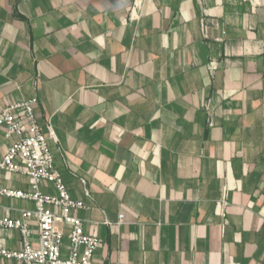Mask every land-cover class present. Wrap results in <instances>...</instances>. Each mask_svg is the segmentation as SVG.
<instances>
[{
    "label": "crops",
    "instance_id": "obj_1",
    "mask_svg": "<svg viewBox=\"0 0 264 264\" xmlns=\"http://www.w3.org/2000/svg\"><path fill=\"white\" fill-rule=\"evenodd\" d=\"M32 97L92 264H264V0H0V109Z\"/></svg>",
    "mask_w": 264,
    "mask_h": 264
},
{
    "label": "built area",
    "instance_id": "obj_2",
    "mask_svg": "<svg viewBox=\"0 0 264 264\" xmlns=\"http://www.w3.org/2000/svg\"><path fill=\"white\" fill-rule=\"evenodd\" d=\"M37 106L38 99L32 97L0 109V131H3L4 139L16 137L0 159V172L21 173L27 177L30 186V191H22L0 184V199H23L35 204L33 211L21 210L17 217H11L9 208L2 207L5 214L0 215V264L3 260H15L19 264H92L93 253L100 240L85 232L83 221L73 214L85 205L71 198L54 167L47 140L55 139V135L51 126L48 133H44L35 114ZM43 182L52 184L56 194H43L40 190ZM51 208L59 212L55 213ZM122 218L120 214L119 221ZM59 224L69 228L66 257L61 255L64 233ZM12 230L21 237L17 249H7L3 245L1 233ZM34 233L36 241L32 240Z\"/></svg>",
    "mask_w": 264,
    "mask_h": 264
}]
</instances>
